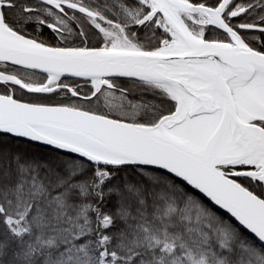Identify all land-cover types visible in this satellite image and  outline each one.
Wrapping results in <instances>:
<instances>
[{
  "label": "snow or ice",
  "instance_id": "6c2138e0",
  "mask_svg": "<svg viewBox=\"0 0 264 264\" xmlns=\"http://www.w3.org/2000/svg\"><path fill=\"white\" fill-rule=\"evenodd\" d=\"M0 264H264V0H0Z\"/></svg>",
  "mask_w": 264,
  "mask_h": 264
}]
</instances>
